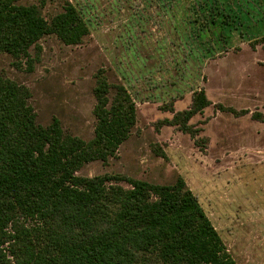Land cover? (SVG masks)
<instances>
[{
    "label": "rangeland",
    "instance_id": "obj_1",
    "mask_svg": "<svg viewBox=\"0 0 264 264\" xmlns=\"http://www.w3.org/2000/svg\"><path fill=\"white\" fill-rule=\"evenodd\" d=\"M69 1L91 10L90 33L82 42L66 45L54 34L44 35L40 51L30 48L32 70L0 52V74L29 88L38 123L47 125L57 117L65 132L88 140L95 125V75L102 70L109 81L121 82V70L127 89L131 84L143 97L135 102V125L114 157L88 162L76 174H119L160 184L181 176L236 263L264 264V0H227L235 13L249 7L253 14L220 48L213 46V36L203 33L201 38L186 26L179 8L170 19L163 12V18L157 16L158 8L142 6L141 0L138 7L125 1L114 6V0ZM63 2L46 0L45 18L61 11ZM163 75L178 79L176 89L186 94L203 89L210 101L184 129L172 118L191 100L165 103L170 97L163 100L159 92L171 90V84L164 86L168 79ZM34 223L24 220L26 226Z\"/></svg>",
    "mask_w": 264,
    "mask_h": 264
},
{
    "label": "trees",
    "instance_id": "obj_2",
    "mask_svg": "<svg viewBox=\"0 0 264 264\" xmlns=\"http://www.w3.org/2000/svg\"><path fill=\"white\" fill-rule=\"evenodd\" d=\"M18 1L0 0V52L18 67L24 63L32 70L30 48L40 51L44 35L76 45L90 33L91 10L69 0L50 19L42 13L46 0ZM122 1L138 7L140 0L113 4ZM141 1L170 19L179 8L185 25L201 38L213 36L215 48L233 31L241 32L242 17L227 0ZM230 25L237 29L223 32ZM93 95L95 125L84 140L65 132L57 117L38 123L29 88L0 74V264H237L181 176L160 184L119 174H76L88 162L114 157L136 122L131 95L102 70ZM209 103L201 89L172 119L184 129ZM27 219L33 226L24 224Z\"/></svg>",
    "mask_w": 264,
    "mask_h": 264
},
{
    "label": "crops",
    "instance_id": "obj_3",
    "mask_svg": "<svg viewBox=\"0 0 264 264\" xmlns=\"http://www.w3.org/2000/svg\"><path fill=\"white\" fill-rule=\"evenodd\" d=\"M240 11V13H238L239 15H241V17H242V21H243V25H242V27L244 28V26H246V25H248L249 24V22L251 21L250 20V16H252L251 14H253V13H251L250 11H249V7H247V8H245V10H239ZM164 16H162L161 18H163ZM153 19H155V17H153ZM156 19H158V18H156ZM262 22V21H261ZM155 23V22H154ZM157 23H158V20H157ZM231 26H233V25H230V27ZM263 28V27H262ZM262 31H264V29L263 30H260V33L262 32ZM264 36V35H263ZM258 37V36H257ZM257 37H254V39H257ZM253 39V40H254ZM215 40V42H216V39H214ZM240 45H242L241 43H240ZM239 45V46H240ZM169 50V49H168ZM183 54V52L181 53V55ZM212 57V56H211ZM218 59V58H217ZM211 60H214V59H211ZM185 62V61H184ZM184 62H182V63H184ZM161 66V65H160ZM180 66V65H179ZM179 66H177V72H178V68H179ZM158 68H160V67H158ZM116 69H114V71H115ZM127 70V69H126ZM153 70V69H152ZM157 70V69H156ZM117 71V70H116ZM129 73H130V71L129 70H127ZM118 72V71H117ZM125 72V71H124ZM119 73V72H118ZM126 74H128L127 72H125ZM117 76H118V79L122 82V84L125 86L126 84H124V82L126 83V76H125V74L124 73H122L121 72V70H120V73H119V75L117 74ZM122 76V77H121ZM151 76H153V75H151ZM163 77H164V79L165 80H167L166 81V84L164 83V86H168L167 84H171V90H163V91H161V92H159V93H161L162 94V98H163V100H164V98L168 95L170 98L168 99V100H164V102L165 103H167V102H175L174 103V105H176V103H177V101H179V100H187V103L189 102V100H192V95H193V93H195V92H197V91H199V90H201V88H199V89H195V90H193L192 92H190V93H184V92H182V91H180L179 90V88H177L176 89V86H177V83L179 82V80L178 79H176V78H170V77H166V76H164L163 75ZM203 79H204V75H203V77H202V81H203ZM153 82V81H152ZM181 84H182V81H181ZM130 85L131 84H128V89H127V87L125 86V88L127 89V91L129 92V94L131 95V97H132V99H133V101H134V103L136 102V99L138 100L139 99V101H141V99L143 98L142 97V95H140V93L138 92V91H136V90H134V88H132L131 89V87H130ZM151 86H154L153 84H151ZM179 87V86H178ZM147 92V95L149 96V98H152L153 96H152V94L154 95L155 93L151 90V89H149V91L147 90L146 91ZM149 92H151V93H149ZM157 93V92H156ZM139 95L141 96V97H139ZM151 96V97H150ZM187 97H189V98H187ZM154 99V98H153ZM153 101V100H152ZM151 103V105L152 104H157V103H155V102H150ZM149 103V104H150ZM189 104V103H188ZM136 106V105H135Z\"/></svg>",
    "mask_w": 264,
    "mask_h": 264
},
{
    "label": "built area",
    "instance_id": "obj_4",
    "mask_svg": "<svg viewBox=\"0 0 264 264\" xmlns=\"http://www.w3.org/2000/svg\"><path fill=\"white\" fill-rule=\"evenodd\" d=\"M8 257L10 258L11 256L9 255Z\"/></svg>",
    "mask_w": 264,
    "mask_h": 264
}]
</instances>
